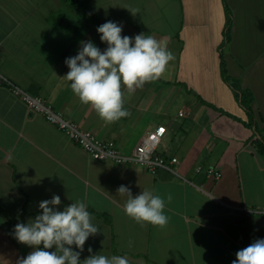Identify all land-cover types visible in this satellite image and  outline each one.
I'll list each match as a JSON object with an SVG mask.
<instances>
[{"label":"crops","instance_id":"0c3cea01","mask_svg":"<svg viewBox=\"0 0 264 264\" xmlns=\"http://www.w3.org/2000/svg\"><path fill=\"white\" fill-rule=\"evenodd\" d=\"M228 3L234 23L224 59L228 73L253 92L264 137V0ZM80 5L0 0V264H17L33 250L18 243L11 230L39 214V203L54 195L61 197L60 210L84 200L99 228L85 242L82 264L98 252L126 256L130 264H232L238 250L264 238V155L253 143L259 135L222 77L223 0H81ZM106 20L123 24L122 35H151L172 57L157 79L133 91L122 85L128 115L111 123L81 103L64 76L65 59L78 53L81 41L106 47L96 31ZM14 86L42 97L82 130L116 141L127 154L149 130L165 125L158 150L179 159L178 174L93 159L32 111ZM198 167H216L222 175L216 179ZM121 185L133 196L149 189L164 197L168 223H138L125 215L126 196L116 191Z\"/></svg>","mask_w":264,"mask_h":264},{"label":"clouds","instance_id":"9594fccd","mask_svg":"<svg viewBox=\"0 0 264 264\" xmlns=\"http://www.w3.org/2000/svg\"><path fill=\"white\" fill-rule=\"evenodd\" d=\"M96 31L106 47L102 50L92 40L81 41L78 53L65 59L69 71L64 76L81 103L90 104L101 119L111 123L128 115L123 108L122 85L133 91L135 87L157 79L172 57L165 45L151 35H122L123 24L118 21L106 20ZM116 191L121 197L126 196L123 211L129 218L161 227L168 223L164 197L149 189L133 196L125 185ZM171 199L169 194L167 200ZM60 204L59 195L43 200L39 203V214L27 223L13 226V238L33 249L17 264H82L80 256L85 242L99 228L93 223L84 200H75L63 210L59 209ZM73 245L79 251L74 250ZM88 251L92 253L91 246ZM235 255L232 264H264V238L255 239ZM83 264L130 262L126 256L109 257L98 252L85 258Z\"/></svg>","mask_w":264,"mask_h":264},{"label":"built area","instance_id":"2783aa9c","mask_svg":"<svg viewBox=\"0 0 264 264\" xmlns=\"http://www.w3.org/2000/svg\"><path fill=\"white\" fill-rule=\"evenodd\" d=\"M13 92L32 111L42 113L49 122L65 132L72 141L95 160L112 162L118 165H139L151 174H156L162 168L178 174L175 165L179 162V159L167 156L158 150L159 145L167 134V127L165 125L159 124L149 130L134 150L127 154L122 152L116 141L103 140L91 131L82 130L77 124L65 118L62 113L56 111L42 97L33 96L18 86L13 87ZM180 115L183 116L184 112L180 111ZM198 171H204L216 179H219L222 175L221 171L216 167L207 169L198 167Z\"/></svg>","mask_w":264,"mask_h":264},{"label":"trees","instance_id":"16d2710c","mask_svg":"<svg viewBox=\"0 0 264 264\" xmlns=\"http://www.w3.org/2000/svg\"><path fill=\"white\" fill-rule=\"evenodd\" d=\"M65 4L72 7L73 9H76L77 7H81L80 2L81 0H62ZM224 7L227 15L226 24L223 31V42L220 45L221 50V73L222 77L225 80V82L231 87L233 90L240 106L245 110L248 121L247 125L251 128H253L254 133L256 135H259L258 138L253 140V143L255 144L257 150L264 155V137H262L261 131L258 127L256 117L253 110V102L255 100V96L253 92L250 89L244 88L242 86V81L240 78L232 77L227 70L226 61L224 59V53L226 48L229 46L231 40H232V28L234 23V17H233V11L228 3V0H223ZM57 19L61 21H65V19H60L58 16Z\"/></svg>","mask_w":264,"mask_h":264},{"label":"rangeland","instance_id":"374dc122","mask_svg":"<svg viewBox=\"0 0 264 264\" xmlns=\"http://www.w3.org/2000/svg\"><path fill=\"white\" fill-rule=\"evenodd\" d=\"M71 17V16H70Z\"/></svg>","mask_w":264,"mask_h":264}]
</instances>
